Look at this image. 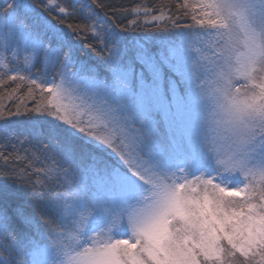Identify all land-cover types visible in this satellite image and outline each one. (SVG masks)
<instances>
[{"label":"snow or ice","instance_id":"6c2138e0","mask_svg":"<svg viewBox=\"0 0 264 264\" xmlns=\"http://www.w3.org/2000/svg\"><path fill=\"white\" fill-rule=\"evenodd\" d=\"M178 7L199 31L130 44L81 6L106 52L86 63L45 15L75 3L0 0V84L41 93L43 157L0 183V264H264V0Z\"/></svg>","mask_w":264,"mask_h":264},{"label":"trees","instance_id":"16d2710c","mask_svg":"<svg viewBox=\"0 0 264 264\" xmlns=\"http://www.w3.org/2000/svg\"><path fill=\"white\" fill-rule=\"evenodd\" d=\"M37 1L35 3L39 4L40 1ZM59 2L61 5L75 3L76 12L65 18L63 23H61V14L58 11L45 12V15L58 28L63 29L73 37L72 43L78 50L77 58L86 63L98 62L100 56L106 54V52L100 42L93 37L85 26L84 17L80 15L81 6L83 5L90 6V10L95 13L92 20L99 21L98 27L100 25L105 27L112 25L128 39L130 44L136 40L143 42L145 37H150L164 28L171 32H177L178 29H186V32H189L193 30L195 25L190 14L188 12L186 14L185 9L178 7L176 0H59ZM40 10L43 11L42 8ZM145 10L148 13L147 17L144 14ZM69 11L71 12V9ZM88 11V8L84 9L85 16ZM137 12H139V15L135 14ZM161 13L165 14V19L160 20L158 23H144L145 19H151V16H159ZM167 17H171V19ZM132 21H135V23H131ZM185 25L188 27H185ZM155 43L149 41L150 45ZM13 93L15 94L13 95ZM0 99L7 103V108H10L9 110L12 112L9 114L14 119L27 121L28 124L33 114L25 111V105L33 104V100L32 95H29L27 86L5 80L0 84ZM17 111H19V115L16 114ZM28 125L24 128L29 129L30 125ZM1 136L3 135H0V183L7 179L11 185L12 180L10 177L13 173H18L22 169H26L25 175L30 180L35 181L37 178L36 169L43 165V157L41 156L40 160L33 159L34 149H27V151L19 149L17 151L11 141H9V147H6L5 137Z\"/></svg>","mask_w":264,"mask_h":264},{"label":"rangeland","instance_id":"374dc122","mask_svg":"<svg viewBox=\"0 0 264 264\" xmlns=\"http://www.w3.org/2000/svg\"><path fill=\"white\" fill-rule=\"evenodd\" d=\"M36 1L37 0H32V2L34 4H37V3H35ZM38 1H40V0H38ZM176 1L181 3V5L184 3V0H176ZM188 13L190 14V17H192L191 12H188ZM193 30L199 31L200 29L197 26L194 25ZM176 31L177 32H186L187 30L186 29H180V30L178 29ZM33 75H35L37 77L40 76L39 68H37L34 71ZM50 78L51 77H49V79ZM11 82H14V81H11ZM14 83H20V84H22L24 86H27L28 89L30 87L27 83H22V82H19V81H15ZM32 96H35V98L37 100H39L40 97H41V93L38 90H34L33 93H32ZM9 109L10 108H7V103L0 99V130H7L9 133L12 134L11 142L14 144V147L17 149V151L19 149H21L23 151H27V149H29V150H33L34 149L36 151L37 149H36V146H35L34 142H29L26 139L28 128H24V126L28 125L26 123L27 121H19L20 119H14L9 114V113H12V112H10ZM21 122L23 123V125H22ZM24 124H26V125H24ZM1 137H3V136H1ZM20 140H25V142L22 144V143H20ZM4 141L6 142L5 146L9 147V139L5 138ZM42 160H43V158H42Z\"/></svg>","mask_w":264,"mask_h":264}]
</instances>
